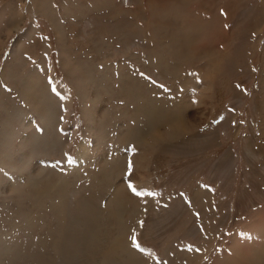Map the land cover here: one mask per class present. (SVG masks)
<instances>
[{"label":"rangeland","instance_id":"rangeland-1","mask_svg":"<svg viewBox=\"0 0 264 264\" xmlns=\"http://www.w3.org/2000/svg\"><path fill=\"white\" fill-rule=\"evenodd\" d=\"M0 264H264V0H0Z\"/></svg>","mask_w":264,"mask_h":264},{"label":"bare ground","instance_id":"bare-ground-1","mask_svg":"<svg viewBox=\"0 0 264 264\" xmlns=\"http://www.w3.org/2000/svg\"><path fill=\"white\" fill-rule=\"evenodd\" d=\"M129 80H130V79H129ZM129 112H130V111H129ZM46 115L49 116L50 113H49V112H46ZM153 115H154V114H153ZM119 167H120V166H119ZM122 183H123V182H122ZM119 190H120V191H125L126 189L123 188L122 186H120V187H119ZM119 190H118V191H119ZM120 191H119V192H120ZM119 192H118V193H119ZM118 193H117V194H118ZM124 193H125V192H124ZM123 195H124V194H123ZM126 195H127V194H126ZM124 196H125V195H124ZM127 196H128V195H127ZM125 197H126V196H125ZM128 197L132 199V197H131L130 195H129ZM122 200H123V199H122ZM122 200L120 199L119 201H122ZM126 204H127V203H126ZM116 205H117V207H118L117 202H116ZM79 206H80V205H79ZM119 207H120V206H119ZM117 210H118V209H117ZM119 210H120V209H119ZM89 216H90V215H89ZM122 230H123V229H122ZM121 238H122V237H121ZM13 245H14V244H13ZM51 247H52V250H53L54 254L58 255V252H57V251H58V242H57V239H56V238L52 240ZM44 257H45V256H44ZM55 258H56V257H55ZM19 259H21V258H19ZM11 262H12V261H11ZM49 262H52V261H49ZM52 263H53V262H52Z\"/></svg>","mask_w":264,"mask_h":264},{"label":"snow or ice","instance_id":"snow-or-ice-1","mask_svg":"<svg viewBox=\"0 0 264 264\" xmlns=\"http://www.w3.org/2000/svg\"><path fill=\"white\" fill-rule=\"evenodd\" d=\"M131 187V186H130Z\"/></svg>","mask_w":264,"mask_h":264}]
</instances>
